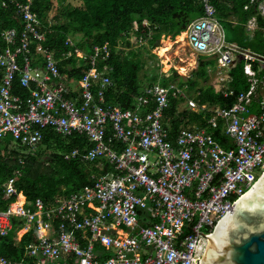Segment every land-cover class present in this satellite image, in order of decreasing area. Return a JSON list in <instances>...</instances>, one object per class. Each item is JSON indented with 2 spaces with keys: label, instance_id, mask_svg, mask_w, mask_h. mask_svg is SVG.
<instances>
[{
  "label": "built area",
  "instance_id": "1",
  "mask_svg": "<svg viewBox=\"0 0 264 264\" xmlns=\"http://www.w3.org/2000/svg\"><path fill=\"white\" fill-rule=\"evenodd\" d=\"M195 1L204 15L184 32L188 47L228 68V85L217 93L234 95L229 72L240 60L249 88L227 108L188 100L189 112L202 116L206 125L181 127L174 138L164 114L172 92L184 94L183 88L149 76L140 83L133 108L108 105L113 87L108 44L89 56L67 39L64 58L90 63L81 79L70 80L60 71L62 59L43 46L45 34L30 3L18 5L22 30L4 34L7 47L0 53V144L9 136L35 151L48 131L84 143L67 159L109 170L94 175L91 187L53 203L37 199L28 210L23 198L15 212L10 207L20 195L9 180L6 190L16 202L0 210V239L16 217L24 222V234L36 230L38 242L27 247L22 260L0 256V264H29L27 259L33 264H200L206 236L233 213L253 185L251 174L264 171V57L227 44L211 0ZM256 3L250 0L244 10ZM257 11L264 17V0ZM257 27L254 17L248 30ZM152 40L149 35L139 44ZM16 80L27 90L26 98L13 93Z\"/></svg>",
  "mask_w": 264,
  "mask_h": 264
},
{
  "label": "trees",
  "instance_id": "2",
  "mask_svg": "<svg viewBox=\"0 0 264 264\" xmlns=\"http://www.w3.org/2000/svg\"><path fill=\"white\" fill-rule=\"evenodd\" d=\"M63 1L65 0H0V53L7 47L4 34L13 29L22 30L18 5L24 6L30 3V9L38 16L42 32L45 34L43 46L53 50L56 57L62 59L59 65L60 71L70 80L81 79L88 71L90 63L88 59L64 58V53L70 50L66 45L67 39L81 35V39L75 42L76 47L89 56L94 53L95 47L108 44L110 57L107 64L113 70L110 74L113 87L106 95L107 103L124 109L134 107L142 82L139 73L144 63L141 54L134 51L123 53L119 50L120 45L124 42V46H131L129 39L132 32L135 34L137 44L149 35H152L153 40L150 42L152 45L162 36L174 40L184 33L194 20L204 15L203 6L195 0H77L82 2L83 6L72 10H67ZM211 2L217 9V16L225 31L227 42L236 43L243 49L254 50L245 26L255 16L260 31L253 37L264 40V17L258 15L257 11L262 0H257L249 11H245L244 7L250 0H211ZM53 10L55 14L49 19L48 14ZM231 33L235 39H232ZM100 60L98 68L102 69L104 63ZM256 64L255 62L254 65ZM217 65V58L200 56L193 76L176 86L180 89L184 86L189 90L198 89L193 99L199 104L231 107L237 95L249 88L248 78L244 73L245 61H236L229 72L230 89L234 91V95L227 98L217 93L212 86L199 88L201 81L208 80V70L215 69ZM158 67L159 65L155 63L150 69L148 74L151 81L157 80L158 75L155 76L157 74L155 71L159 69ZM149 75L145 79H148ZM177 77V74L172 77L163 75L162 84L168 85L170 80ZM13 93L22 98L28 96L27 90L21 87L18 80L14 83ZM173 93L169 97L168 109L164 114V123L171 132V138L177 136L181 127L204 124L202 116L191 112L180 113L178 105L183 100L184 94L174 96ZM3 144H0L1 211H8L10 205L16 201V195H10L6 190V185L11 179H14L13 186L16 191L26 197L28 202L26 209L30 210L37 199H42L46 204L53 203L57 197L68 198L86 187H91L94 183L92 178L94 175H102L109 170L107 165L98 169L94 165L83 166L77 160L67 159L66 155L78 146H83L84 143L63 139L48 131H44L42 143L35 151L29 152L19 143H16L17 149L8 151L2 147ZM43 148L51 151L48 155L49 159L45 161L40 158ZM11 223L12 230L0 239V256L20 261L25 257L27 247L38 242L37 232L30 230L18 239V232L23 228L24 222L21 218L14 217ZM28 260L29 264H33L34 261Z\"/></svg>",
  "mask_w": 264,
  "mask_h": 264
},
{
  "label": "rangeland",
  "instance_id": "3",
  "mask_svg": "<svg viewBox=\"0 0 264 264\" xmlns=\"http://www.w3.org/2000/svg\"><path fill=\"white\" fill-rule=\"evenodd\" d=\"M55 4L57 2L55 1ZM63 5L67 6V10H72L73 8H81L83 6L82 2L77 1V0H65L63 1ZM55 14V10L50 12L48 14L49 19H51ZM134 32L131 33V37L129 40L131 43V46L126 47L124 46V42L120 45L121 47L119 50H121L123 53H127L129 51H134L137 54L142 55V61L144 63V66L142 65V70L139 73V79L144 81L145 77L149 75L148 73L150 72V69L153 68L154 64L159 65V69H157L155 72L159 77L165 76V77H172L174 74H177L178 77L170 80L169 85H177L180 82H184L185 80L191 78L193 76V71L197 69L198 66V59L199 56L191 51V49L187 45L186 41V36L183 42H177L176 38L172 40L171 38H165V36L161 37V44L157 45V42H154L152 44L143 41L140 44H137L136 42V37H134ZM233 34L231 33V36ZM248 37L251 38L250 44L252 45V48L254 50H249L248 53L250 55L254 56H263L264 57V40H262L260 37L254 38L253 36L249 33H247ZM72 41L75 43L76 41L81 39V35H74L71 36ZM168 39L170 42L173 43V46L171 48V51L167 53V56L169 58V69L166 70V65H164L165 58H161L159 54V50L162 47V42ZM232 39H235V37L232 36ZM175 43V44H174ZM240 50L245 51L243 48L239 47ZM186 69L185 73H182V69ZM152 74V73H150ZM150 76V75H149ZM208 80L207 81H201L199 88L200 87H206V86H212L216 91L221 90L225 88L228 85V68L222 67L220 64L217 65L215 69H209L208 70ZM145 82V81H144ZM184 89V97L183 100L179 102L178 105V111L180 113L183 112H189L191 111V108H189L188 105V100L193 99V97L197 94L198 89L196 90H189L186 88V86L183 87ZM4 141L2 142V144ZM2 147H5L8 151H12L18 148L17 144L13 142L11 137H7L5 139V144L2 145ZM41 149V148H40ZM19 151V150H18ZM25 153V152H24ZM28 153V151L26 152ZM25 153V154H26ZM51 151H46L44 148L41 151V160L45 161L49 159V154ZM262 174V173H261ZM260 174V175H261ZM259 174H255L250 176L252 184L257 180ZM21 197V196H20ZM18 197V200L15 204H13L10 208H12L13 212H15L16 208H21L25 200L22 198L20 201ZM19 201V202H18ZM20 237V232L18 234V239ZM56 264V263H55Z\"/></svg>",
  "mask_w": 264,
  "mask_h": 264
},
{
  "label": "water",
  "instance_id": "4",
  "mask_svg": "<svg viewBox=\"0 0 264 264\" xmlns=\"http://www.w3.org/2000/svg\"><path fill=\"white\" fill-rule=\"evenodd\" d=\"M206 237L200 264H264V171Z\"/></svg>",
  "mask_w": 264,
  "mask_h": 264
},
{
  "label": "bare ground",
  "instance_id": "5",
  "mask_svg": "<svg viewBox=\"0 0 264 264\" xmlns=\"http://www.w3.org/2000/svg\"><path fill=\"white\" fill-rule=\"evenodd\" d=\"M185 36H186V34H182V35H180V36H178L177 38H176V41L177 42H183V40L185 39ZM163 44H162V47L160 48V50H159V56L161 57V58H165V61L163 62L164 63V65H166V70H168L169 69V66H168V63H169V58H168V56H167V53L168 52H170L171 51V48H172V46H173V43L172 42H170L168 39H165L163 42H162ZM175 44V43H174ZM186 72V69H182V73H185ZM20 201L22 200V198H20L19 199ZM19 202V201H18Z\"/></svg>",
  "mask_w": 264,
  "mask_h": 264
},
{
  "label": "crops",
  "instance_id": "6",
  "mask_svg": "<svg viewBox=\"0 0 264 264\" xmlns=\"http://www.w3.org/2000/svg\"><path fill=\"white\" fill-rule=\"evenodd\" d=\"M255 17H256V16H255ZM252 18H254V17H252ZM252 18H251V19H252ZM218 19H219V18H218ZM251 19H250V20H251ZM231 20H233V18H232ZM250 20H249V21H250ZM256 20H257V17H256ZM249 21H248V22H249ZM220 23H221V22H220ZM221 25H222V24H221ZM257 25H258V24H257ZM245 27H246V33H249V34H251V35H255L258 31H260V28H259V27H257V29H254V30H252V31H249V30H248V23L246 24ZM223 30H224V29H223ZM224 33H225V31H224ZM182 34H183V33H182ZM182 34H181V35H182ZM184 34H185V33H184ZM263 34H264V32H263ZM225 37H226V34H225ZM263 37H264V35H263ZM226 42H227V41H226ZM227 44H229V45H232V44H233V45H236V46L239 48V46H238L236 43H229V42H227ZM244 50H245L246 52L249 51L248 49H244ZM245 51H244V52H245ZM215 91H216V90H215ZM216 92H217V91H216ZM196 95H197V94H196ZM217 106H218V105H217ZM205 125H206V122H204L203 125H200V124H199V126H205ZM193 126H194V125H193ZM20 198H21V197H20ZM20 198H19V199H20ZM23 234H24V231H23V230L20 231V237H21ZM20 237H19V239H20Z\"/></svg>",
  "mask_w": 264,
  "mask_h": 264
},
{
  "label": "clouds",
  "instance_id": "7",
  "mask_svg": "<svg viewBox=\"0 0 264 264\" xmlns=\"http://www.w3.org/2000/svg\"><path fill=\"white\" fill-rule=\"evenodd\" d=\"M183 97H184V96H183ZM17 193H18V195L21 196V198L26 199V197L23 195V193H20V192H17ZM20 196H19V197H20ZM26 200H27V199H26ZM15 202H16V201H15ZM15 202H14V203H15ZM20 231H22V230H20ZM20 231H19V232H20ZM19 232H18V234H19ZM20 238H21V237H20Z\"/></svg>",
  "mask_w": 264,
  "mask_h": 264
}]
</instances>
